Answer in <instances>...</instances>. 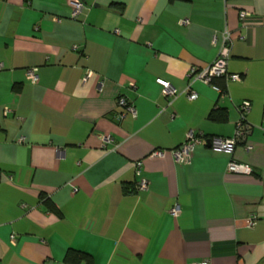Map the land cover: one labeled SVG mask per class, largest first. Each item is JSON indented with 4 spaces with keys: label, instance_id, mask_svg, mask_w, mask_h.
Here are the masks:
<instances>
[{
    "label": "crops",
    "instance_id": "obj_1",
    "mask_svg": "<svg viewBox=\"0 0 264 264\" xmlns=\"http://www.w3.org/2000/svg\"><path fill=\"white\" fill-rule=\"evenodd\" d=\"M69 1L0 0V264H69V250L93 264H264V0H87L77 20ZM227 31L242 78L221 96L190 73ZM245 101L250 151L201 144L175 162L189 132L232 138ZM222 109L227 122L209 118ZM232 159L252 172L229 173Z\"/></svg>",
    "mask_w": 264,
    "mask_h": 264
},
{
    "label": "built area",
    "instance_id": "obj_2",
    "mask_svg": "<svg viewBox=\"0 0 264 264\" xmlns=\"http://www.w3.org/2000/svg\"><path fill=\"white\" fill-rule=\"evenodd\" d=\"M69 4L72 8V18L77 20L79 16L82 14L84 9L86 8L87 0H70ZM252 14L246 10L239 11V18L241 23L252 18ZM56 21H60V19H55ZM182 24H188V21H182ZM233 47V41L231 39L230 33L227 31L224 34V44L221 48V51L216 58V60L207 66L206 68L202 69L201 71L197 72L196 70H192L190 73V79L200 80L206 85L213 86L214 89L220 93L221 96L227 95V88L222 89L221 87L215 85L216 79H224L225 83L228 81H240L242 76L236 74H230L228 71L229 62L231 59V51ZM0 65V69H1ZM37 68L32 69L29 71L28 75L30 80L33 83H37L39 78L37 75ZM158 84L163 87L164 94L169 98H176L179 96L178 92L175 88H173L169 82L159 79L157 80ZM189 100H195L197 98V94L194 93L190 87L184 92ZM118 104L124 107L129 113H131L134 117H136L137 112L132 104L129 103L128 99L126 98H119ZM251 110V103L248 101L243 102L238 107L239 111V120L236 124V131L235 135L232 138H211L206 139L204 136H197L194 132H189L187 135L186 141L179 146L178 148L171 150L170 153L172 154L174 160L178 164L188 165L191 163L194 151L198 145L206 144L210 145V147L214 151L218 152H226L232 155L237 148L238 145L244 144L245 148L250 151L252 146L246 144L248 136L251 134L252 125L248 121V114ZM10 112L9 109L6 110V114ZM104 141L110 142L111 139L108 137H104ZM23 142V139L20 140V143ZM166 151L164 150H155L151 157L155 158H163L165 157ZM137 175H141V167L142 162H138L137 164ZM229 173L234 174H250L252 170L243 164L236 162L235 160H231L228 164L227 168ZM149 181L145 178L140 179L137 183L136 190L139 192L148 191L149 189ZM170 214L174 217H178L181 214V210L179 205H176L174 208L170 210ZM252 224V222L250 223ZM199 264H209V262H202Z\"/></svg>",
    "mask_w": 264,
    "mask_h": 264
},
{
    "label": "trees",
    "instance_id": "obj_3",
    "mask_svg": "<svg viewBox=\"0 0 264 264\" xmlns=\"http://www.w3.org/2000/svg\"><path fill=\"white\" fill-rule=\"evenodd\" d=\"M221 80H222L221 88L225 90L226 88L225 80L223 78ZM214 83L216 85H219V83H216V81ZM209 118L214 122L225 123L227 122V119H228V113L225 109H222V110H219L218 112H212ZM2 175H3V170L0 168V182L2 180ZM45 204L48 206V208L51 211L59 214L58 209H56V207L52 203L45 201ZM65 262L69 264H82V263L93 264V259L91 255L87 253L76 251V250H69L65 257Z\"/></svg>",
    "mask_w": 264,
    "mask_h": 264
},
{
    "label": "rangeland",
    "instance_id": "obj_4",
    "mask_svg": "<svg viewBox=\"0 0 264 264\" xmlns=\"http://www.w3.org/2000/svg\"><path fill=\"white\" fill-rule=\"evenodd\" d=\"M233 3H239L240 0H232Z\"/></svg>",
    "mask_w": 264,
    "mask_h": 264
},
{
    "label": "water",
    "instance_id": "obj_5",
    "mask_svg": "<svg viewBox=\"0 0 264 264\" xmlns=\"http://www.w3.org/2000/svg\"><path fill=\"white\" fill-rule=\"evenodd\" d=\"M208 146L210 147V145L208 144Z\"/></svg>",
    "mask_w": 264,
    "mask_h": 264
}]
</instances>
